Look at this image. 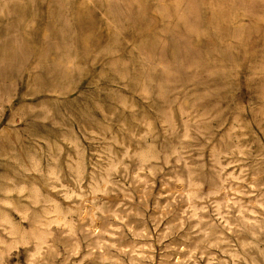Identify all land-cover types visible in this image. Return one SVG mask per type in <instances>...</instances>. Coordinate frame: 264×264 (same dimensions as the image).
I'll return each mask as SVG.
<instances>
[{"label": "rangeland", "instance_id": "obj_1", "mask_svg": "<svg viewBox=\"0 0 264 264\" xmlns=\"http://www.w3.org/2000/svg\"><path fill=\"white\" fill-rule=\"evenodd\" d=\"M0 78V264H264V0H0Z\"/></svg>", "mask_w": 264, "mask_h": 264}, {"label": "clouds", "instance_id": "obj_2", "mask_svg": "<svg viewBox=\"0 0 264 264\" xmlns=\"http://www.w3.org/2000/svg\"><path fill=\"white\" fill-rule=\"evenodd\" d=\"M184 139L187 140V139H192V138L186 135ZM195 150H197L195 147L189 146L187 148H182L181 151L179 152L173 149L171 153H162V152H157L155 150V147L153 145H150L149 151L153 153L152 155L145 157L140 153L137 154V156L139 157V172L137 176L139 177V173L145 172V171H148L153 174H155L156 172H161L163 171V169L156 166L158 165L161 158L163 159V162L167 165L169 164V162L171 161L173 157H177L176 163L177 164L183 163L184 166L188 169L187 184H188L189 192L186 193V195H189L190 199L188 201V208L185 209L184 211V216L187 218V220H193V219L199 220V223L196 225V228H200V225L204 223V220L201 219L199 216H197V213H206L209 210V206H211L216 209V213L214 214H218L220 206L213 203L212 197L219 195L220 191H222L223 189L221 188V189L211 191L207 193L206 195L203 194L202 192L200 195L192 194L193 190H201L204 187L203 183L193 182V177L198 175L196 170L199 169L202 172V170L205 167V165L202 162L203 161L202 155L200 157L192 156V152ZM187 157H191L193 161L192 164H189ZM197 160H199L200 163H196ZM153 162H156V164L154 165ZM214 163L219 164L220 163L219 159L218 158L214 159ZM108 171L110 173H115L117 171V167L112 166L110 167V169H108ZM173 179H174V182L176 183H180V184L185 183V181L182 180L179 175L174 176ZM197 201L201 204L200 207H197L196 204L194 203ZM205 201H207V204H204ZM220 219L223 220L224 218L221 216ZM184 223L185 221L183 219L178 222L180 229L183 228ZM214 227H217V226L214 224H208L207 229H201L200 233H197L198 235L202 236V239L199 241V244L207 245L208 247L217 246L216 244H212L210 241V237L213 235ZM219 242H223V241H218V243ZM113 247H115V245H113Z\"/></svg>", "mask_w": 264, "mask_h": 264}, {"label": "bare ground", "instance_id": "obj_3", "mask_svg": "<svg viewBox=\"0 0 264 264\" xmlns=\"http://www.w3.org/2000/svg\"><path fill=\"white\" fill-rule=\"evenodd\" d=\"M2 1V0H1ZM6 5V4H5ZM96 10V9H95ZM33 15V14H32ZM115 26V25H114ZM18 44H19V42H18ZM18 47H19V45H18ZM22 48V47H21ZM20 53V52H19ZM19 55V54H18ZM138 55V54H137ZM19 56H21V54L19 55ZM31 76V75H30ZM1 79V78H0ZM3 87V86H2ZM27 87H29V86H27ZM26 90V89H25ZM140 91V90H139ZM142 92V91H141ZM48 93V92H47ZM24 96V95H23ZM165 116V115H164ZM163 121H164V119H163ZM1 131H2V129H0ZM119 130V129H118ZM4 132V131H3ZM115 133V132H114ZM8 136V135H7ZM5 137H6V135H5ZM140 137V136H139ZM7 139L9 138V137H6ZM264 139V138H263ZM4 140V139H3ZM54 148V147H53ZM62 148V147H61ZM81 148V147H80ZM129 148V147H128ZM147 149V148H146ZM95 152V151H94ZM149 152V151H148ZM145 153V152H144ZM102 154V153H101ZM137 155V154H136ZM148 155V154H147ZM146 155V156H147ZM6 156V155H5ZM143 156H144V154H143ZM3 157H4V155H3ZM123 157V156H122ZM30 161V160H29ZM73 161V160H72ZM107 161V160H106ZM80 164V163H79ZM32 165V164H31ZM78 166V165H77ZM81 168V167H80ZM51 176V175H50ZM14 181V180H13ZM95 183V182H94ZM10 184V183H9ZM8 184V185H9ZM11 187V186H10ZM82 189V188H81ZM31 194V193H30ZM32 196V195H31ZM57 206V205H56ZM57 208V207H56ZM30 211V210H29ZM57 212V211H56ZM59 212V211H58ZM71 212V211H70ZM54 214V213H53ZM93 214V213H92ZM237 214V213H236ZM6 219V218H5ZM45 220V219H44ZM49 227V226H48ZM63 229V228H62ZM94 230V229H93ZM100 231V230H99ZM77 237V236H76ZM113 247V246H112ZM155 248V247H154ZM222 248H225V247H222ZM227 248V247H226ZM128 249V248H127ZM259 250V249H258ZM227 251V250H226ZM260 251V250H259ZM131 252V251H130ZM230 252V251H229ZM228 252V253H229ZM88 253V252H87ZM260 253V252H259ZM41 256V255H40ZM139 256V255H138ZM114 259V258H113ZM133 259V258H132ZM119 261V260H118ZM225 263H227V262H225Z\"/></svg>", "mask_w": 264, "mask_h": 264}]
</instances>
